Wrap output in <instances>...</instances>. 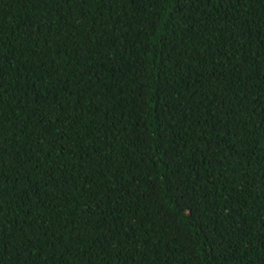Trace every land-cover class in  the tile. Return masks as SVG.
Here are the masks:
<instances>
[{
	"label": "trees",
	"instance_id": "16d2710c",
	"mask_svg": "<svg viewBox=\"0 0 264 264\" xmlns=\"http://www.w3.org/2000/svg\"><path fill=\"white\" fill-rule=\"evenodd\" d=\"M0 264H264V0H0Z\"/></svg>",
	"mask_w": 264,
	"mask_h": 264
},
{
	"label": "snow or ice",
	"instance_id": "6c2138e0",
	"mask_svg": "<svg viewBox=\"0 0 264 264\" xmlns=\"http://www.w3.org/2000/svg\"><path fill=\"white\" fill-rule=\"evenodd\" d=\"M237 2H239V0H237Z\"/></svg>",
	"mask_w": 264,
	"mask_h": 264
}]
</instances>
